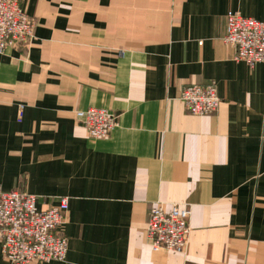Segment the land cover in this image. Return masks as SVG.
<instances>
[{"label":"crops","instance_id":"crops-1","mask_svg":"<svg viewBox=\"0 0 264 264\" xmlns=\"http://www.w3.org/2000/svg\"><path fill=\"white\" fill-rule=\"evenodd\" d=\"M21 2L37 24L0 53V185L70 200L66 258L30 264H264V64L223 41L264 0ZM211 81L219 109L191 113L182 89ZM88 107L117 127L92 138ZM157 201L191 207L185 253L153 249Z\"/></svg>","mask_w":264,"mask_h":264},{"label":"built area","instance_id":"built-area-1","mask_svg":"<svg viewBox=\"0 0 264 264\" xmlns=\"http://www.w3.org/2000/svg\"><path fill=\"white\" fill-rule=\"evenodd\" d=\"M36 19L24 9L21 0H0V53L9 47L28 43L34 37ZM224 43L235 48L234 57L254 66L264 64V21L245 16L238 10L227 13ZM187 109L207 115L219 109L221 98L216 83L185 86L180 94ZM23 105H20V115ZM76 116L92 138H102L118 125V114L104 107L77 109ZM70 206L68 196L55 205L38 206V196L0 185V240L3 255L13 264L64 260L69 241L60 227ZM191 207L162 201L153 203L147 232L154 250L167 249L185 253L191 235Z\"/></svg>","mask_w":264,"mask_h":264}]
</instances>
